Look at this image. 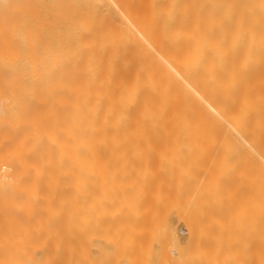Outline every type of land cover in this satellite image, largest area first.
I'll list each match as a JSON object with an SVG mask.
<instances>
[{
	"label": "bare ground",
	"instance_id": "1",
	"mask_svg": "<svg viewBox=\"0 0 264 264\" xmlns=\"http://www.w3.org/2000/svg\"><path fill=\"white\" fill-rule=\"evenodd\" d=\"M0 264H264V0H0Z\"/></svg>",
	"mask_w": 264,
	"mask_h": 264
}]
</instances>
